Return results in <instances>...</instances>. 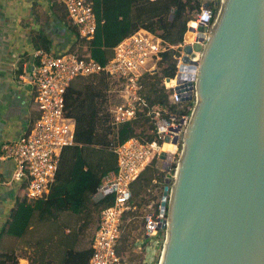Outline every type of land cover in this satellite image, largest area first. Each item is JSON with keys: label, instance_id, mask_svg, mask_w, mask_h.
Wrapping results in <instances>:
<instances>
[{"label": "water", "instance_id": "1", "mask_svg": "<svg viewBox=\"0 0 264 264\" xmlns=\"http://www.w3.org/2000/svg\"><path fill=\"white\" fill-rule=\"evenodd\" d=\"M192 87L158 264H264V0L221 2Z\"/></svg>", "mask_w": 264, "mask_h": 264}, {"label": "built area", "instance_id": "2", "mask_svg": "<svg viewBox=\"0 0 264 264\" xmlns=\"http://www.w3.org/2000/svg\"><path fill=\"white\" fill-rule=\"evenodd\" d=\"M59 1L65 9L67 19L76 27L79 37L91 38L96 27L91 2ZM222 1L218 0L217 8L209 3L202 6L204 0L201 1L198 9L191 11L190 18L185 22L184 33L189 31L190 38L186 40L183 33L182 40L176 44H168L157 34L138 28L113 45L104 62H98L91 57H80L74 50L52 54L43 48H35L30 66L25 72L18 74L19 79L34 89L36 116L28 130L17 138L0 144V153L2 157L11 159L13 168L10 181L24 183L23 196L26 199L42 197L48 191L57 171L62 148L73 142L74 120L64 114V92L72 80L97 74L112 78L120 86L121 102L113 106L110 124L116 127L118 123L133 118L139 111L148 116L153 125L150 140H142L132 135L121 142L113 140L109 145L115 154V169L102 177L91 197L97 199L110 194L112 198L98 213L96 227L90 238L87 264H136L117 251L116 243L122 234L121 214L130 208V182L152 159L161 163L160 169L166 171V180L158 189L154 187L150 190L151 193L154 192L155 198L146 204L141 215L140 231L134 245L140 251L145 243L144 237H155L163 231L158 240L162 249L166 236L171 183L175 178L183 134L193 105H186L189 113L182 114L168 110L167 106L186 101L183 97L189 91L190 100L194 104V89L192 87L188 90L187 86L189 82L194 83L204 46ZM186 44L190 45L187 53L183 50ZM167 48L177 49L173 56L174 73L172 77L162 79L167 101L149 102L140 92L142 85L139 79L143 72H152L160 52ZM184 54L187 56L186 60L183 59ZM162 152L172 153L169 162L161 156ZM152 203H156L155 209ZM156 245L154 243L152 247ZM143 250L144 255H153V252H146V246ZM159 257L160 254L156 264Z\"/></svg>", "mask_w": 264, "mask_h": 264}, {"label": "trees", "instance_id": "3", "mask_svg": "<svg viewBox=\"0 0 264 264\" xmlns=\"http://www.w3.org/2000/svg\"><path fill=\"white\" fill-rule=\"evenodd\" d=\"M89 1L96 19L94 34L89 39L79 37L76 27L69 22L64 10L62 17L70 23L68 27L74 33L75 38L67 51L74 50L80 57H91L98 62H104L111 53V47L138 28L157 34L168 44H176L182 40L186 28L185 22L190 18V12L196 11L203 0ZM207 1L217 8L218 0ZM185 34L186 32L184 37ZM33 42L34 45L47 50V40L42 35H38ZM76 44H78L79 51L78 47L73 49ZM176 53L177 49L175 48H167L160 52L154 70L141 74L139 81L142 89L140 92L147 101L166 103L167 94L161 84V78L172 77L174 73L173 56ZM71 85L66 87L64 92V114L74 119L73 142L62 148L54 179L42 197L26 199L23 196L24 183L22 182L17 187L14 203L0 226V240L3 237H21L29 229L32 220H55L56 215L62 211L82 219L78 224V229L87 227L93 222L97 223L100 209L111 201L110 194L96 200L91 196L106 172L115 169V165H112L115 163V154L103 139L105 134L95 130L96 113L93 107L87 105L84 110L75 108L80 92ZM186 105L191 107L193 101L186 100L169 104L167 109L176 112V114L189 113V108H185ZM113 128L112 141L114 140V142H121L132 135H136L142 140H150L153 125L148 116L138 111L133 118L124 120ZM65 149H69L70 153L66 159L65 174L60 176L58 170ZM172 165L173 163H171V167ZM165 180L166 171L158 168L154 159L142 168L130 182L131 196L128 203L129 207L133 206L134 208L124 210L121 214V226L125 228L124 220L136 214L137 209L146 206L154 198V194L150 192L152 187L148 188V185H156L154 187L158 189ZM144 189L146 193L142 195L145 197L147 194L148 198L141 201L140 194ZM152 207L155 209L156 203H152ZM96 223L94 227H96ZM127 226H130V222H127ZM67 229L64 234L69 235L70 229ZM125 234L120 239V244L125 241ZM71 240L73 243H77V236L69 237L60 243L61 264H87L90 246L83 245L74 249L67 246ZM17 258L18 255L13 248L6 247L0 250V264H17ZM156 259L157 257H154L152 261L155 262ZM46 261L48 260L46 259Z\"/></svg>", "mask_w": 264, "mask_h": 264}, {"label": "crops", "instance_id": "4", "mask_svg": "<svg viewBox=\"0 0 264 264\" xmlns=\"http://www.w3.org/2000/svg\"><path fill=\"white\" fill-rule=\"evenodd\" d=\"M61 5L59 0H0V144L17 138L28 130L36 116L33 101L34 89L18 77L19 73L25 72L30 66L32 51L35 48H41L34 45V39L42 35L47 40L46 51L52 54L69 50L75 40L74 33L68 27L70 23L62 17L65 9ZM36 44L39 43L36 42ZM163 78L168 77H162L161 84ZM163 88L166 89L164 86ZM12 168L11 159L2 157L0 153V226L14 203L17 187L20 185L10 181ZM113 170L110 169L107 172ZM64 212L66 211L59 212L55 220H82L75 215H73L75 218L68 215L65 218ZM121 225L120 221L122 234L118 239L119 243L118 241L116 243L119 253L126 250L128 246L134 245L132 238H130L131 244L127 242V238L120 244V239L125 234ZM134 237L136 239L137 235ZM10 241V237H3L0 240V250L6 247L13 248ZM84 245L87 246L89 243ZM67 246L77 249L83 245L79 242L73 243L71 240ZM61 254V246L58 245V255L53 260L56 262L46 261V258L38 254L37 258L31 262H28L26 258L19 259L18 256L17 264H61Z\"/></svg>", "mask_w": 264, "mask_h": 264}, {"label": "rangeland", "instance_id": "5", "mask_svg": "<svg viewBox=\"0 0 264 264\" xmlns=\"http://www.w3.org/2000/svg\"><path fill=\"white\" fill-rule=\"evenodd\" d=\"M76 47H78V45H74V49ZM77 50L79 51V47ZM80 51L83 50L80 49ZM71 84L76 90L80 92L75 108L84 110L87 105L93 107V110L96 113L94 125L95 130L104 133L105 135L103 139L106 140L107 145H110V142H112L113 139L112 135L114 130V126L110 124V115L112 113L113 106L121 102V97L119 95L120 86L112 78L101 74L76 78L71 81ZM69 153L70 150L65 149L61 156V163L58 170V175L60 176L65 174L67 163L66 159H68ZM155 165L159 168L161 163L156 161ZM154 186L156 185L151 184L148 185V188L152 187L153 190ZM144 193H146L145 189L140 194L141 201L148 198L147 194H145V197L142 195ZM138 198H136V200H139ZM130 208L133 209L134 207ZM144 209H146V207L141 206L136 210V214L130 218L127 217L123 222L125 225V228L123 227V232H127H125L127 234V237L126 234L125 237L127 238V242L129 244H131L130 238L135 241L134 236L137 235L138 237L139 235V224L141 221L140 214L144 211ZM67 215L73 216L68 212H64L63 217L67 218ZM79 222L80 220H32L29 229L23 236L10 237V245L13 247L15 253L19 256V259L26 258L28 262H31L37 258L38 254H41L42 257L46 258L47 260L53 261L58 255V245H60L61 241L63 242L69 237L72 238L74 235H76L78 237L77 242L80 244L84 245L89 243L93 230L95 229L94 226L96 222L89 224V226L87 225V227L78 229L77 224H79ZM127 222H130L129 227L127 226ZM66 228L70 229V233H68L69 235L64 234ZM162 233L163 231H161L160 234L156 235L155 237H144L143 239L145 243L142 245L140 251L135 247V245H131L128 246L126 250L121 253V255L128 257L136 264H156V261L153 262L152 260L154 257H157L158 259L160 254L159 252L161 249V243H159L158 240H160ZM154 243H157V245L153 248L152 246H154ZM144 246H146L147 253L152 254L153 252L151 257L150 255L148 256V254L144 255ZM143 255L144 257H142ZM19 259H17V262H19Z\"/></svg>", "mask_w": 264, "mask_h": 264}, {"label": "bare ground", "instance_id": "6", "mask_svg": "<svg viewBox=\"0 0 264 264\" xmlns=\"http://www.w3.org/2000/svg\"><path fill=\"white\" fill-rule=\"evenodd\" d=\"M190 35H191V33L189 31H186V34H185L184 38L187 40V39L190 38ZM163 254H164V252H163Z\"/></svg>", "mask_w": 264, "mask_h": 264}]
</instances>
